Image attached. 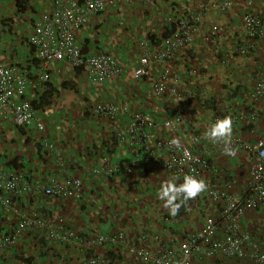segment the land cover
<instances>
[{
	"label": "crops",
	"instance_id": "1",
	"mask_svg": "<svg viewBox=\"0 0 264 264\" xmlns=\"http://www.w3.org/2000/svg\"><path fill=\"white\" fill-rule=\"evenodd\" d=\"M255 1L264 12V0ZM52 2L24 0L25 7L19 10L15 0H0V63L27 72L31 85L26 98L44 123L43 131L38 132L14 126L10 120H0V171L22 176L30 187L35 184L49 187L79 178L81 190L77 198L60 201L31 189L14 198L8 209L0 205V235L10 233L24 216H32L52 225L62 219L66 228L82 237L121 229L132 242L139 234H147L145 246L149 249L159 246L154 236L165 245L176 243L183 232L203 224L210 206L198 194L178 201L181 207L171 215L159 193L161 185L172 178L161 169L110 177L97 172L102 158L106 157L114 165H125L130 154L114 139L109 122L91 115V107L99 102L126 104L132 109L152 112L159 123L172 111L182 110L184 127L180 128L178 136L187 141L193 133L207 138L205 133L212 124L214 111L233 100L234 110L244 112L235 134L250 141L264 139V99L252 101L247 96L256 80L264 77V40L255 47L248 43L249 51L240 56L237 48L245 42L241 41L236 19L243 11L242 6L236 5L221 19L208 16L203 28L214 21L222 26V54L200 44L183 55L187 65L197 70L188 86L200 97L185 101L168 96L150 100L143 92L156 77L153 71L138 81L128 80L138 62L139 41L145 33L151 35L153 26L148 21L150 13L146 12L148 3L144 0L122 6L121 13L108 10L98 18H90L87 26L77 32L76 39L83 53L110 50L122 66L120 75L91 84L84 70L54 62L48 66L50 80L40 86L35 81L40 74V62L26 40L35 21L51 8ZM122 17H128L127 21L121 20ZM100 18L103 24L99 26ZM178 63L175 70L180 69ZM186 87L182 82L179 89L185 91ZM159 133L160 137H168L169 132L159 130ZM204 143L210 149L207 158L214 165L207 173L208 180L218 187L233 180L234 188L239 190L246 155L239 149H234V154H226L221 148L213 149L207 139ZM198 220L200 223L196 224ZM263 221L264 208L249 212L242 222L243 229L255 235L261 249L264 246L261 243ZM109 252L105 254L106 264H132L127 257L107 256ZM91 253L104 255L100 248L92 251L90 248L85 254ZM85 254L80 247L49 240L41 229L33 227L21 235L16 245L0 251V264H79ZM229 263L233 262L217 264Z\"/></svg>",
	"mask_w": 264,
	"mask_h": 264
},
{
	"label": "built area",
	"instance_id": "2",
	"mask_svg": "<svg viewBox=\"0 0 264 264\" xmlns=\"http://www.w3.org/2000/svg\"><path fill=\"white\" fill-rule=\"evenodd\" d=\"M140 1L144 0H53L51 8L35 21L32 33L26 40L41 66L36 83L42 86L50 80L48 66L54 62L84 70L91 84L120 75L122 66L110 50L84 54L76 39L77 32L87 26L90 18H98L108 10L122 12V6ZM146 1L154 7L156 15L162 17V22L157 32H151V35L147 32L139 41L136 53L138 62L128 80L138 81L153 71L156 77L143 92L150 100L168 96L185 101L200 97L188 86L197 70L187 65L188 61L183 59V55L200 44L212 47L216 54H222V26L219 22H213L203 28L208 16L215 15L221 19L236 5L242 6L243 11L236 19L241 41L245 42L237 48L240 56L247 54L250 45L255 47L257 42L264 40V12L255 0H195L191 4L180 0ZM97 22L99 26L103 24L101 18ZM150 36H154V42L149 39ZM178 62L180 69L175 70ZM182 82L188 87L185 91L179 89ZM30 85L26 71L0 63V120H10L14 126L42 132L43 120L26 98ZM247 96L252 101L264 99V77L256 80ZM234 105L232 100L217 110L213 109L215 115L212 124L225 116L231 117L233 131L227 147L232 152L234 149L241 150L247 160L239 190L234 188L233 180L225 182L222 187L208 180L207 173L214 165L207 158L210 149L204 143L205 139L213 149L221 148L226 154L229 152L225 151L223 141L214 143L196 133L189 135L187 141L179 137L180 128L184 127L182 110L172 111L159 123L152 112L132 109L126 104L99 102L91 107V115L108 121L114 139L130 154L125 165H114L106 157L102 158L97 172L119 176L161 169L171 178L176 177L178 183L183 182L186 174L204 180L206 188L199 195L210 206V212H206L204 223L198 229L183 232L176 243L165 245L159 237L154 236L153 240L159 246L149 249L145 246L148 242L145 233L139 234L134 242L129 241L121 229L82 237L66 228L62 219L52 225L39 218L24 216L10 233L0 235V251L13 247L26 230L36 227L49 240L80 247L84 254L90 248L91 251L100 248L104 252V255L85 254L79 264H106L105 254L108 251L130 258L132 264H199L216 258L264 264V250L255 235L243 229L242 225L249 212L264 208V155H261L264 153V139L250 141L235 134L234 130L244 112H236ZM159 130L170 134L160 137ZM173 141H178V144ZM81 184V179L74 178L64 183H53L49 187L41 184L30 187L22 176L0 171V205L8 209L13 205L14 198L31 189L52 198L73 200L78 197Z\"/></svg>",
	"mask_w": 264,
	"mask_h": 264
},
{
	"label": "clouds",
	"instance_id": "3",
	"mask_svg": "<svg viewBox=\"0 0 264 264\" xmlns=\"http://www.w3.org/2000/svg\"><path fill=\"white\" fill-rule=\"evenodd\" d=\"M232 131L233 129H232L231 117L225 116L223 118L217 119L213 124H211L209 129L206 131L205 135L208 139H210L214 143L223 141L226 145L225 151L231 154H234L232 150L229 147H227V145L230 142L231 136H232ZM167 134L169 136L170 133H167ZM173 142L178 144V141H173ZM261 155H264V153H261ZM100 174L103 176H106L102 173ZM107 177H110V176H107ZM176 179H177L176 177H173L171 180L164 182L161 185V190L159 193L160 199L164 201V207L169 209L171 215H175L177 211L179 210V208L181 207V203L178 201L192 199L196 197L198 194H200L202 191H204L206 188V184L204 180L198 179L194 175H187V174L184 175L183 182L179 184L176 183ZM108 233H112V232H108ZM93 235H96V234H93ZM216 259H211L207 261L214 262ZM221 259H224V258H219V260ZM226 260L232 262V259H226ZM205 262L206 261L201 262L199 264H202ZM218 262L220 263V261Z\"/></svg>",
	"mask_w": 264,
	"mask_h": 264
},
{
	"label": "rangeland",
	"instance_id": "4",
	"mask_svg": "<svg viewBox=\"0 0 264 264\" xmlns=\"http://www.w3.org/2000/svg\"><path fill=\"white\" fill-rule=\"evenodd\" d=\"M194 2V0H189L188 1V3H193ZM146 6V12L147 13H150V16H147V18L149 17V19H148V21L150 22V25H153V26H151L150 27V30H151V32H157L158 31V29H159V26H160V24H161V22H162V18L161 19H159V16H156V13H155V10H154V7L152 6V5H150V3L149 4H146L145 5ZM121 13V12H120ZM126 14V13H125ZM153 16H154V18H153ZM127 18L128 17H122V19L121 20H123V21H127ZM159 20V21H158ZM213 21V20H212ZM200 220H198L197 221V223L196 224H198V223H200L199 222ZM263 223H264V221H263ZM262 223V224H263ZM261 239H262V242L261 243H263L264 244V231L262 232V235H261ZM263 247V249H264V246H262ZM218 261H220V263H223V262H227L228 260H226V259H221V260H219V258L218 259H216L213 263L214 264H216ZM211 263V261H206L205 263H202V264H210ZM232 264H234V263H232Z\"/></svg>",
	"mask_w": 264,
	"mask_h": 264
},
{
	"label": "trees",
	"instance_id": "5",
	"mask_svg": "<svg viewBox=\"0 0 264 264\" xmlns=\"http://www.w3.org/2000/svg\"><path fill=\"white\" fill-rule=\"evenodd\" d=\"M16 1V6L18 7V9L20 10L21 8H24L25 7V5H24V0H15ZM149 39L150 40H154V36H150L149 37ZM155 41V40H154ZM153 41V42H154ZM111 254H116V252H109L108 254H107V256H110ZM232 262L234 263V264H247V263H245V262H243V261H238V260H232Z\"/></svg>",
	"mask_w": 264,
	"mask_h": 264
}]
</instances>
